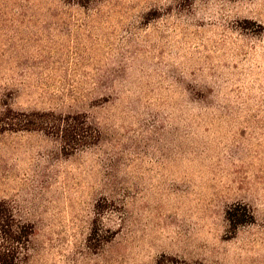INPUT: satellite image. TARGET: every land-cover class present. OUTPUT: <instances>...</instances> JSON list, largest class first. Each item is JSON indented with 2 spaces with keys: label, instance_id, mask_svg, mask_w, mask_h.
I'll list each match as a JSON object with an SVG mask.
<instances>
[{
  "label": "rangeland",
  "instance_id": "obj_1",
  "mask_svg": "<svg viewBox=\"0 0 264 264\" xmlns=\"http://www.w3.org/2000/svg\"><path fill=\"white\" fill-rule=\"evenodd\" d=\"M0 202L21 264H264V0H0Z\"/></svg>",
  "mask_w": 264,
  "mask_h": 264
},
{
  "label": "trees",
  "instance_id": "obj_2",
  "mask_svg": "<svg viewBox=\"0 0 264 264\" xmlns=\"http://www.w3.org/2000/svg\"><path fill=\"white\" fill-rule=\"evenodd\" d=\"M1 118L11 122L8 125L10 128L8 130L14 132L47 131L61 141H65L64 144L69 148L71 144L83 142L89 134H92L86 121H82L78 115L56 116L44 113L20 115L7 110ZM32 233V226L20 221L13 207L8 203L0 202V264H21L26 260ZM155 264L201 263L161 256Z\"/></svg>",
  "mask_w": 264,
  "mask_h": 264
}]
</instances>
